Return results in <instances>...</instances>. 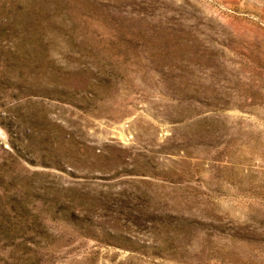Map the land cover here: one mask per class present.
<instances>
[{"label":"rangeland","instance_id":"1","mask_svg":"<svg viewBox=\"0 0 264 264\" xmlns=\"http://www.w3.org/2000/svg\"><path fill=\"white\" fill-rule=\"evenodd\" d=\"M0 264H264V0H0Z\"/></svg>","mask_w":264,"mask_h":264}]
</instances>
